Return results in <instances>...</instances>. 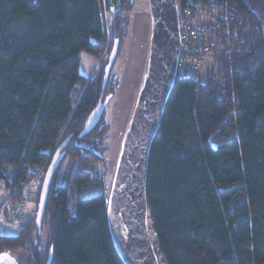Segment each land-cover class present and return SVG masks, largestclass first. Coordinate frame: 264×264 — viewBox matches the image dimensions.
<instances>
[{"label":"trees","instance_id":"1","mask_svg":"<svg viewBox=\"0 0 264 264\" xmlns=\"http://www.w3.org/2000/svg\"><path fill=\"white\" fill-rule=\"evenodd\" d=\"M177 2L213 26L224 52L200 85L176 80L153 141L147 199L155 253L160 264H264V0ZM133 6L0 0V182L9 190L2 222L25 218L18 214L28 194L41 195L32 181L45 177L73 136L49 190L46 246L32 214L17 235L0 234V254L28 250L26 264H48L51 252V264H125L109 224L113 187L100 172L109 152L107 108L94 130L79 135L102 95L113 100L119 90L117 60L104 90L105 69L116 40L121 54ZM83 54L100 61L90 79L81 73ZM7 201L15 217L2 209Z\"/></svg>","mask_w":264,"mask_h":264},{"label":"water","instance_id":"2","mask_svg":"<svg viewBox=\"0 0 264 264\" xmlns=\"http://www.w3.org/2000/svg\"><path fill=\"white\" fill-rule=\"evenodd\" d=\"M153 20L147 76L136 112L128 132L112 188L109 224L117 251L125 264H160L147 226L149 155L161 127L163 113L176 82L181 53L179 7L177 0H149ZM120 42L116 40L105 69L103 88L106 89L117 60ZM112 96L102 95L91 114L82 139L101 122ZM68 137L55 152L46 171L36 214L39 235L42 232L47 200L54 174L65 158ZM52 252L48 264L52 261ZM0 264H20L11 252L0 254Z\"/></svg>","mask_w":264,"mask_h":264},{"label":"rangeland","instance_id":"3","mask_svg":"<svg viewBox=\"0 0 264 264\" xmlns=\"http://www.w3.org/2000/svg\"><path fill=\"white\" fill-rule=\"evenodd\" d=\"M127 15L129 18L128 35L126 37L125 43L122 45L121 54L117 59L113 74L115 77L118 76V78H120L121 86L124 87L125 85H127V92H131L129 94L130 101L128 102V100H126L124 96L120 95L122 100L121 101L118 94V96H115L116 98L114 97L107 106L106 115L108 122H111V114L114 103L116 102L117 105H119L120 103L123 104L126 101L124 108L122 109L121 116L118 117L120 121L116 126V131L111 132L107 140V144L109 146V152L107 153L108 155H106L107 167L100 169V172H104L108 177L110 187H113L114 185L120 157L122 155L124 144L130 130L134 114L136 112L140 94L142 93L144 87L145 78L147 76L153 28V20L149 0H134L133 9ZM105 16L107 17L109 15L105 13ZM145 58H147V63L144 71L143 65ZM214 68L215 67L212 66L211 69L213 70ZM81 72L84 73L83 62ZM136 79L138 80L136 81ZM136 82L139 83V85ZM114 122L116 123V121ZM69 164H71V161L68 162V165ZM68 168L69 166H66L65 174L68 172ZM42 171L43 169L41 170V172ZM6 174L9 178H11L13 175V171L8 169L6 171ZM43 179H39V184H36V186L33 185L36 190L40 188V183L41 181H43ZM34 181L37 182V179H35ZM8 194L9 190L6 188L5 183L0 182V207L3 204L4 200L7 198ZM39 197L40 196L35 191L28 194V199L25 204L19 207L20 213L18 215H24L23 217H25L22 218L21 221L17 220V217V219H15L16 221L14 220L10 224L4 223L2 222V220H0V234L3 236L17 235L21 230L22 223L26 221L27 216L37 214ZM148 222H151L150 224H153L152 220H149ZM42 233H44L42 238L45 247L48 234L46 235V230H43ZM11 253L20 264H26L30 260V253L28 252V250H16L12 251ZM159 259H162V257L159 256ZM162 264L166 263L163 262Z\"/></svg>","mask_w":264,"mask_h":264},{"label":"built area","instance_id":"4","mask_svg":"<svg viewBox=\"0 0 264 264\" xmlns=\"http://www.w3.org/2000/svg\"><path fill=\"white\" fill-rule=\"evenodd\" d=\"M179 24L181 53L176 80L189 78L200 85L213 57L222 55L224 49L214 38L213 26L200 25L189 4L179 6ZM31 184L36 186L39 180H33ZM2 209H7V212L15 217L14 212L10 210V201L5 202Z\"/></svg>","mask_w":264,"mask_h":264},{"label":"crops","instance_id":"5","mask_svg":"<svg viewBox=\"0 0 264 264\" xmlns=\"http://www.w3.org/2000/svg\"><path fill=\"white\" fill-rule=\"evenodd\" d=\"M133 34H134V32H133ZM82 62H83L84 73H82V72L81 73L83 74V76L85 78L90 79L95 74V72L98 70V68L100 67V61L96 60L95 58H93L92 56H90L88 54H83L82 55ZM146 63H147V58H145V60H144V65H143L144 71H145ZM137 80L138 79H136V81ZM137 84L139 85V83H137ZM130 93L131 92H129V93L127 92V85H125L124 87L120 85V89L118 90L116 97L119 94L120 100H121V97H120V95H121V96H124V98L126 100H128V102H129L130 101V99H129ZM125 103H126V101H125ZM125 103H123V104L120 103L119 105H117L116 102L114 103V106L112 109V114H111V118H112L111 120L112 121L109 122L111 125L110 133L116 131V126L119 124V121H120L118 119V117L121 116L122 109L124 108ZM114 121H116V123Z\"/></svg>","mask_w":264,"mask_h":264},{"label":"bare ground","instance_id":"6","mask_svg":"<svg viewBox=\"0 0 264 264\" xmlns=\"http://www.w3.org/2000/svg\"><path fill=\"white\" fill-rule=\"evenodd\" d=\"M151 222H148L147 223V226H148V228H149V230H151L150 228L153 226V224H150Z\"/></svg>","mask_w":264,"mask_h":264}]
</instances>
